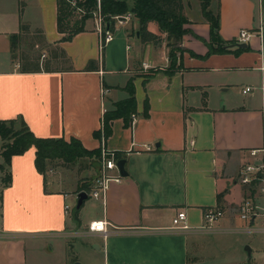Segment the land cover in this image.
Returning a JSON list of instances; mask_svg holds the SVG:
<instances>
[{
	"label": "crops",
	"instance_id": "0c3cea01",
	"mask_svg": "<svg viewBox=\"0 0 264 264\" xmlns=\"http://www.w3.org/2000/svg\"><path fill=\"white\" fill-rule=\"evenodd\" d=\"M218 4V32L236 42L205 57L183 51L181 65L169 71L168 45L163 39L142 41L131 11L115 21L113 37L101 50L95 19L62 40L56 0H0V119L22 116L36 135L75 136L94 148L101 144L94 131L103 108L128 96L129 78L136 100L128 123L113 118L104 138L106 149L124 153L127 173L109 182L104 204L95 199L99 209L84 223L79 211L87 198L75 219L63 211L79 191L75 184L46 179L35 166L34 146L12 155L11 180L0 189V264H34L37 241L68 233L82 238L83 264H264V191L252 192L238 177L243 162L252 159L248 150L264 141V0L211 2L215 9ZM182 6L190 31L181 45L204 54L206 44L192 33L209 36L200 1L182 0ZM21 23L27 31H21ZM146 28L160 33L153 20ZM240 28L251 33L246 41H237ZM36 29L43 43L64 48L72 69H19L11 35ZM238 42L244 46L236 50ZM42 52L48 56V49ZM140 66L154 71L135 75ZM245 86L250 88L243 92ZM246 197L258 210L250 219L237 213ZM212 205L223 209L213 228L193 229L202 223L203 208ZM179 209L186 211L187 229L172 228ZM95 218L108 221L105 236L88 230ZM247 225L253 230H243ZM234 233L238 236L228 246L225 235ZM66 256L60 264L77 261Z\"/></svg>",
	"mask_w": 264,
	"mask_h": 264
},
{
	"label": "trees",
	"instance_id": "16d2710c",
	"mask_svg": "<svg viewBox=\"0 0 264 264\" xmlns=\"http://www.w3.org/2000/svg\"><path fill=\"white\" fill-rule=\"evenodd\" d=\"M57 1V28L63 33L62 40H69L74 34L85 29L84 21L89 14H83L80 18L72 20L74 6H71L70 0ZM100 0V15L102 22L110 21L109 31L113 30L116 18L114 15L122 17V15L131 11L139 20L140 38L142 41L157 42L160 39L158 33H154L146 28L147 22L153 20L157 23L159 30L167 32V45L169 47L170 69L172 71L177 66L181 65L182 53L185 50L180 47L182 36L185 32L190 31L184 24L187 22V17L182 11V0ZM202 16L209 24V36L202 37L199 34L192 32L196 37L201 39L207 46L204 54H197L191 49H186L191 55L205 57L213 52L228 50L225 45L235 43L236 40H224L221 38L219 29V4L213 10L211 6L212 0H199ZM83 2V1H82ZM89 3L95 4L96 0H88ZM219 3V0H217ZM81 3V2H80ZM21 31H27L28 26L24 23L20 24ZM105 30H103V33ZM23 33V32H22ZM38 33L39 39H33V45L42 41L43 34L41 30L36 29L32 34ZM19 34L11 35L12 55L16 47V39ZM104 46V45H103ZM103 46L101 50L103 49ZM33 47V46H32ZM236 50L242 49L243 46H235ZM48 56L43 52L31 54L30 52L22 51L19 55V69L22 71H48L52 69H72L70 58L66 51L61 46H52L47 48ZM179 59V60H177ZM53 61L61 63L59 66H54ZM128 92V96L113 102L112 108H108L103 112L102 123L98 130L94 131L100 139L109 135L111 130L112 119L115 117H123L125 123H128L129 116L136 109V100L134 95V86L132 78H129L124 85ZM148 103L144 102V114H147ZM0 154L2 162H0V170H4L1 177L4 185H7L11 180V173L8 169L12 155L23 153L30 146L35 148V166L45 177V171L48 163L55 157H59L64 161H75L79 156L86 155L89 152H96L100 155L99 149H88L85 147L79 138L70 136L69 139L63 136H39L36 135L28 126L22 116L2 118L0 119ZM117 157L120 158L124 153L115 150ZM50 164V163H49ZM91 186V185H90ZM90 186L77 188L78 190H89ZM252 192L254 186H250ZM78 211H75L74 216L77 217Z\"/></svg>",
	"mask_w": 264,
	"mask_h": 264
},
{
	"label": "rangeland",
	"instance_id": "374dc122",
	"mask_svg": "<svg viewBox=\"0 0 264 264\" xmlns=\"http://www.w3.org/2000/svg\"><path fill=\"white\" fill-rule=\"evenodd\" d=\"M71 1V0H70ZM74 4L70 2L71 6L77 5V8L73 10V16L72 20L75 21V19L80 18L83 14H89V16L85 19L84 24L86 26V20L93 21L95 19L94 13L97 12L98 6L100 8V0H96L95 4H91L88 2V0H73ZM83 1V2H82ZM99 1V2H98ZM81 2V3H80ZM75 7V6H74ZM213 10H215V7H213ZM194 35V34H193ZM160 39H163L164 42L167 44V32L161 30L159 33ZM40 35L38 33L32 34L29 32L20 33L18 39H16V47L14 49V54L19 57L20 53L22 51L24 52H30L31 54H35L37 52H42L43 48H49V45L46 43H43L40 41L38 44L33 45V39H39ZM33 46V47H32ZM172 48V46H168ZM180 47L184 48L186 51V48L180 45ZM170 63V61H169ZM54 66H59L61 63H58L56 61H53ZM145 68V69H144ZM137 73H134L135 75H143V76H149L154 69L151 67H143L140 66L139 68H136ZM69 139V138H67ZM101 140V139H100ZM1 142V141H0ZM99 149L100 155H101V144L97 147H94ZM93 149V148H88ZM96 154V152H89L86 155L79 156L75 159V161H64L63 159L59 157L53 158L47 165V167L52 168V171H49V168L45 171V178H51L52 176L56 178H60L63 181H65L66 185L68 184H75L74 188L77 189L80 186H90L94 183L96 178L99 175V170L102 165L101 156ZM1 160V156H0ZM4 171H2V175ZM3 185V181L0 179V189ZM254 191L258 192L261 191L258 184L254 185ZM250 196V194H248ZM68 204H69V212L67 217L72 219L75 211H78L75 209L76 204V197L70 196L68 198ZM92 202H94L96 205H94ZM80 221L84 223L86 220H88L90 217L93 216V213L99 209L97 200H95L92 197H88L86 199V202L82 207L80 208ZM75 219V217H73ZM76 224H78L76 222ZM83 225V224H82ZM238 233L234 234H226L225 236H228V246L231 241L234 240V238ZM218 235V234H215ZM214 234H207V237L212 238L215 236ZM244 235V234H240ZM225 237V238H226ZM36 247L34 252H32V255L34 253V264H60L64 257V252L66 253V257L68 261H72L74 259H77V261H87V252L86 247L82 242L81 236L79 234H70L65 236H47L39 241H37ZM53 245L52 248H50ZM226 245L225 248H228ZM245 247V246H244ZM222 249V248H220ZM223 251V250H218ZM83 264V263H82Z\"/></svg>",
	"mask_w": 264,
	"mask_h": 264
},
{
	"label": "built area",
	"instance_id": "2783aa9c",
	"mask_svg": "<svg viewBox=\"0 0 264 264\" xmlns=\"http://www.w3.org/2000/svg\"><path fill=\"white\" fill-rule=\"evenodd\" d=\"M74 4V1L71 0ZM99 2V1H98ZM77 8V5H74ZM96 27L102 32V36L99 41L100 49L102 46L110 41L113 37L111 31L104 30V22H102L101 15H100V8L98 6L97 12L94 13ZM117 21H122L127 17L126 12L119 17L118 15H114ZM251 35L250 31L245 28H240L237 33V41H246L249 36ZM249 86H245L242 91L245 92L249 90ZM105 108H103V112ZM135 117L132 116V119ZM147 148H150L149 144H147ZM248 154L251 156L252 159L246 160L239 168L238 177L240 182L246 183L247 185H255L258 184L260 190L264 191V141L260 147H253L248 150ZM101 162L102 165L99 170V175L91 184L89 190H85L88 196L100 200L103 204L105 202V194L106 189L110 181H120L123 176L119 173L118 168L116 166V161L118 159L117 153L115 150H108L104 146V137L101 136ZM49 171H52V168H49ZM84 190V189H83ZM64 213L69 212V204L64 203L63 205ZM237 213L243 219H250L251 217L255 216L258 213L257 206L251 199V197L244 198L238 205ZM264 216V211L261 212ZM223 215V209L212 205L206 206L203 208L202 212V223L196 226L193 229L196 230H211L213 228V224ZM109 223L104 218H95L91 219L88 222V230L96 231L101 233L105 236L109 232ZM172 228L174 229H187L189 225L186 221V211L184 209L177 210L176 214L172 218ZM238 230V228H235ZM243 230L252 231L250 225L244 227ZM262 230L264 233V219ZM69 235V233H68Z\"/></svg>",
	"mask_w": 264,
	"mask_h": 264
},
{
	"label": "water",
	"instance_id": "95a60500",
	"mask_svg": "<svg viewBox=\"0 0 264 264\" xmlns=\"http://www.w3.org/2000/svg\"><path fill=\"white\" fill-rule=\"evenodd\" d=\"M109 28H110V21H106L105 24H104V29L105 31H109ZM238 44L240 46H244V42H238ZM124 162H125V158L124 157H121V158H118L117 161H116V166L118 168V171L121 175H126V169L124 167ZM88 198V194L85 190H79L77 193H76V204H75V209L78 210L82 203L84 202V200ZM73 264H82L80 261H75Z\"/></svg>",
	"mask_w": 264,
	"mask_h": 264
}]
</instances>
